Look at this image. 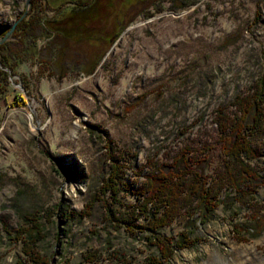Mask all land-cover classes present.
I'll return each instance as SVG.
<instances>
[{
	"label": "rangeland",
	"instance_id": "obj_1",
	"mask_svg": "<svg viewBox=\"0 0 264 264\" xmlns=\"http://www.w3.org/2000/svg\"><path fill=\"white\" fill-rule=\"evenodd\" d=\"M178 2L0 0V40L11 30L0 46L7 57L19 51L0 63V264H30L2 228L29 214L43 226L37 249L49 264H145L156 253L145 222L110 224L107 208L126 214L152 164H169L182 148L211 147L198 167L209 177L220 169L216 110L231 114L234 98L264 78V0ZM114 162L130 188L112 204L99 189ZM236 212L218 208L205 225L177 218L159 230L200 238L171 264H264V230L238 240L233 225L246 213Z\"/></svg>",
	"mask_w": 264,
	"mask_h": 264
},
{
	"label": "trees",
	"instance_id": "obj_2",
	"mask_svg": "<svg viewBox=\"0 0 264 264\" xmlns=\"http://www.w3.org/2000/svg\"><path fill=\"white\" fill-rule=\"evenodd\" d=\"M84 5L81 1L78 9H83ZM188 6L187 0H180L173 8L183 9ZM73 13L71 11L70 15ZM146 15L149 16L148 13ZM23 23L21 21L19 28L17 27L19 32H22L20 26ZM66 35L59 36L60 40H68ZM23 38L25 42L32 41L31 38ZM5 50L6 47L1 45V65H8V61L16 59L15 55L19 53L18 49L13 48V52L8 50L10 54L7 57L4 55ZM9 66L14 67L13 64ZM2 79L5 80L6 76L0 70V82ZM252 90L234 98L231 102L234 111L231 114L227 113L224 106L216 110L214 123L222 142L220 147L223 159L220 169L212 177L203 174L198 167L207 160L212 148L208 147L203 153L193 152L185 147L171 157L169 164H152L149 173L145 174L143 181L132 191L138 203L126 214L119 212L115 215L113 210L107 208L106 218L110 224L125 223V218L133 221L142 219L145 222L141 228L149 233L146 239L156 252L147 258L145 264H171L176 250L190 249L199 243L200 238L191 235V232L182 230L176 234V238L163 236L158 232L177 218L205 225L218 208L234 215H238L236 210L244 209L246 219L243 224L233 225L235 237L240 241H247L264 230V200L260 202L257 199L258 187H264V161H260L264 157L261 152L264 151V78ZM108 142L111 148V141ZM199 154L202 157L197 156ZM111 165L109 176L102 181L99 193L109 192L114 204L120 190L129 189L130 186L122 182V166L115 162ZM99 193L96 194L95 201L102 200ZM102 202L106 203L104 200ZM83 213L80 212L79 215L83 217L88 214ZM23 222L19 227L10 229L2 221V228L12 242L21 243V253L30 264H49L48 258L37 249L44 237L40 220L35 214H29L23 215ZM136 226L131 224L127 229L133 232Z\"/></svg>",
	"mask_w": 264,
	"mask_h": 264
},
{
	"label": "water",
	"instance_id": "obj_3",
	"mask_svg": "<svg viewBox=\"0 0 264 264\" xmlns=\"http://www.w3.org/2000/svg\"><path fill=\"white\" fill-rule=\"evenodd\" d=\"M10 31H11V30H10ZM10 31H9V32H10ZM9 32H7V34H6V35L0 40V42L3 41V40L7 37V35H8Z\"/></svg>",
	"mask_w": 264,
	"mask_h": 264
},
{
	"label": "flooded vegetation",
	"instance_id": "obj_4",
	"mask_svg": "<svg viewBox=\"0 0 264 264\" xmlns=\"http://www.w3.org/2000/svg\"><path fill=\"white\" fill-rule=\"evenodd\" d=\"M129 6L131 7V6H133V4L130 3ZM87 16H89V14H87Z\"/></svg>",
	"mask_w": 264,
	"mask_h": 264
},
{
	"label": "bare ground",
	"instance_id": "obj_5",
	"mask_svg": "<svg viewBox=\"0 0 264 264\" xmlns=\"http://www.w3.org/2000/svg\"><path fill=\"white\" fill-rule=\"evenodd\" d=\"M65 2V1H64ZM83 2V1H82ZM38 7V6H37ZM43 8V7H42ZM70 9H71V7H70ZM66 12V11H65ZM28 21V20H27ZM62 30V29H61ZM6 32V31H5ZM42 46V45H41Z\"/></svg>",
	"mask_w": 264,
	"mask_h": 264
}]
</instances>
